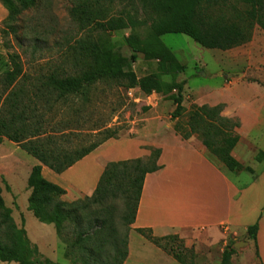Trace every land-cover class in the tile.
Listing matches in <instances>:
<instances>
[{
  "label": "trees",
  "instance_id": "obj_1",
  "mask_svg": "<svg viewBox=\"0 0 264 264\" xmlns=\"http://www.w3.org/2000/svg\"><path fill=\"white\" fill-rule=\"evenodd\" d=\"M235 1L169 0L167 10L170 17L163 25L170 27V33H183L205 48L226 51L249 42L257 27L264 30V0ZM38 2L3 0L10 19H16L17 15L37 6ZM114 2L73 0L70 17L84 32V36L70 46L83 58V68L77 74L61 73L55 69L33 82L31 88L20 87V79L24 77L23 65L17 54H10L11 69L4 73L3 78L6 96L0 108V143L7 138L40 162L32 167L27 180L28 187L32 189L30 207L40 221L54 223L61 237L67 225L73 227L75 235L68 242L66 256H72V248L77 250V254L69 264H124L129 255V242L128 235H122L118 230L116 204L118 201L123 203L122 220L128 225L133 224L145 177L161 168L158 164L161 150L152 148L147 158L108 162L90 196L72 202L63 201L61 197L67 191L44 177L43 165L56 173H63L107 140L119 138L122 128L104 127L97 141L74 148L71 131L67 133L62 129V123L52 124L48 119L53 111L52 104L66 103L76 96L86 99L89 89L97 82L117 81L127 89L138 88L145 96L152 93L170 95L175 104L173 118L181 117L185 110V83L174 78L170 81L165 79L186 70L171 47L162 40L168 30L165 27L160 30L147 28L148 21L132 11L113 13ZM9 26L17 32L14 24ZM144 26V32L131 33L127 41L133 50L139 46L145 59L155 60L156 70L139 77L131 67V60L120 53L105 34L126 29L138 31ZM35 40L40 39L36 37ZM135 58L136 55H132V59ZM187 122L189 129L183 133L184 138L198 134L214 160L222 162L231 172L244 170L254 174L250 165H244L233 155L240 136L231 128L232 124L231 127L226 125L196 104ZM254 156L256 161L264 163V150H258ZM135 230L157 246H161L162 239L169 237H156L151 229ZM258 231V221L247 228L260 257ZM26 233L24 226L16 223L12 209L6 205L0 185V264H63L50 258L34 257ZM165 250L180 263L184 262L173 248L165 246ZM235 253L230 242L221 253V264H234Z\"/></svg>",
  "mask_w": 264,
  "mask_h": 264
},
{
  "label": "rangeland",
  "instance_id": "obj_2",
  "mask_svg": "<svg viewBox=\"0 0 264 264\" xmlns=\"http://www.w3.org/2000/svg\"><path fill=\"white\" fill-rule=\"evenodd\" d=\"M112 12L132 11L137 17L148 21L147 28L154 30L167 29L162 40L174 51L178 60L186 66L185 72L175 77L166 76V80L183 81L185 110L178 119L171 115L175 104L166 93L153 95L150 100L138 89H127L117 81H99L93 85L86 99L81 96L72 98L69 102H55L49 116L52 124L62 123V129L72 133V147L79 148L97 141L104 127H121L120 136L136 135L133 131L140 127L141 119L151 112L152 102L162 121L173 123L176 120L177 131H188V117L193 105H200L212 113L219 121L239 133L245 124V119L257 129L251 133V140L239 147V156L244 165H250L254 174L241 171V174L231 172L233 178L241 185L256 180L258 188L254 190L255 205L262 207L264 217V163L255 160V153L264 150V30L257 27L252 39L235 48L222 51L208 49L183 33H170L168 23L170 12L167 7L169 0H114ZM236 3L235 0H229ZM73 0H39L37 6L9 18V10L0 0V108L6 94L3 93L4 73L11 69L10 54H17L23 65L24 77L20 79V87L31 88L48 73L58 69L61 73L77 74L82 68L83 58L70 46L84 36V32L70 17V7ZM167 20V21H166ZM10 24L17 27L15 33ZM165 27V28H164ZM145 26L138 31L130 29L116 31L108 36L116 49L131 60V67L142 77L156 70V61L147 60L136 46L133 50L127 38L131 33L144 32ZM39 37L40 40H35ZM132 55H136L132 59ZM176 92V90H174ZM53 103V101H51ZM43 104V105H42ZM44 102L41 103L43 108ZM150 109V110H149ZM45 110V108H44ZM254 111L250 117L240 116L237 112ZM247 141V142H248ZM260 146V148H259ZM37 159L28 154L20 146L4 138L0 143V185L5 203L12 209V215L19 226H24L26 236L34 250V257L50 258L63 264L73 263L77 250L72 248V256L67 257L68 242L74 239V230L67 225L62 231V237L56 232L54 223L40 221L35 217L30 207L32 189L28 187V177ZM240 173V172H238ZM86 195L74 189L67 191L61 197L63 201L72 202L84 199ZM115 220L119 232L130 238L132 254L136 258L130 264H221L219 248L210 246L198 231H190L193 238L188 242L178 234H170L160 241L161 246L153 242L146 248L141 243L140 233L122 220L124 205L121 201L116 204ZM258 216V215H257ZM257 218V217H255ZM254 219L253 224L260 220ZM26 221V223H25ZM137 233V234H136ZM146 238V237H145ZM227 244L232 242L236 250L233 255L234 264L264 263V243L260 257L256 253V244L247 230H241L235 237H229ZM264 242V233H262ZM259 243V242H258ZM173 248L183 258L177 261L168 251ZM260 249V247H259ZM16 264V263H14ZM76 264H81L77 262Z\"/></svg>",
  "mask_w": 264,
  "mask_h": 264
},
{
  "label": "crops",
  "instance_id": "obj_3",
  "mask_svg": "<svg viewBox=\"0 0 264 264\" xmlns=\"http://www.w3.org/2000/svg\"><path fill=\"white\" fill-rule=\"evenodd\" d=\"M149 105L151 112L143 116L140 127L133 130L136 135L107 140L63 173H56L43 165L44 177L66 191L74 189L90 196L108 162L147 158L152 148H158L161 150L158 159L161 168L145 177L136 217L131 224L133 232L136 228H145L151 229L156 237L178 234L188 244L193 241L189 234L194 230L203 236L199 242L205 241L222 253L229 237L234 238L241 230H247L260 216L258 242L262 253L264 217L261 204L255 205L253 198V192L258 188L257 181L241 185L222 162L211 157L198 134L184 138L183 133L177 131L176 120L171 124L162 121V116L152 113L153 109L158 113V108L152 102ZM237 113L248 117L255 114L254 111ZM256 129V124L251 125L246 119L239 129L240 140L233 155L242 163L239 147L249 143L251 133ZM252 155H255L254 150ZM139 235L142 245L149 248L147 244L151 245V242ZM131 241L132 238L124 264L136 261ZM262 256L264 259L263 253Z\"/></svg>",
  "mask_w": 264,
  "mask_h": 264
},
{
  "label": "built area",
  "instance_id": "obj_4",
  "mask_svg": "<svg viewBox=\"0 0 264 264\" xmlns=\"http://www.w3.org/2000/svg\"><path fill=\"white\" fill-rule=\"evenodd\" d=\"M132 90H130V92H131ZM153 95H155L154 93H152V94H150V95H148L147 96V98L150 100L151 99V97L153 96Z\"/></svg>",
  "mask_w": 264,
  "mask_h": 264
}]
</instances>
